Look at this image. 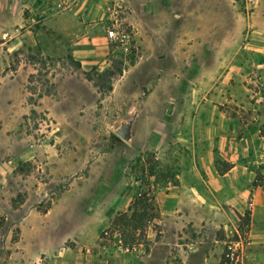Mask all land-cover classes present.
<instances>
[{"label":"rangeland","instance_id":"obj_1","mask_svg":"<svg viewBox=\"0 0 264 264\" xmlns=\"http://www.w3.org/2000/svg\"><path fill=\"white\" fill-rule=\"evenodd\" d=\"M142 1L123 0L116 17L106 24L107 51L98 62H91L87 54L88 63L82 65L69 49L43 51L37 35L41 17L29 20L32 14L23 5L25 0H0L1 264H6L12 250L55 249L103 250L105 262L98 264H234L230 254L240 255L241 246L247 248L249 209L240 215L225 201L220 200L221 208L211 205L213 195L229 192L211 193L203 183L211 179L210 170L222 171L228 162L218 157V149L214 160L207 157L203 127L194 136L195 144L176 137V124L185 120L184 112L177 109L185 105L182 90L206 81L205 69H199L208 63H191L193 69L179 72L177 80L156 72L166 63L147 59L141 73L132 68L143 56L167 54L168 45L175 42L181 55L219 54L233 61L228 66L238 67L240 73L230 85L247 102L242 118L246 123L254 117L260 122L254 143L258 153L251 148L249 157L238 160L247 173L237 180L264 188V0ZM145 3L153 10L172 12V18L149 20L146 31H136L124 19L126 13L144 9ZM218 40L225 44L219 46ZM119 67L122 76L111 79L104 74L108 70L116 74ZM110 84L113 91L108 92ZM170 87H175L172 95ZM29 98L36 104H30ZM145 102L156 105L153 117L158 124L149 128L150 119L144 118L134 139L122 140L116 131L132 120L136 110L142 114L138 109ZM255 104L257 111L251 109ZM154 139L157 146L137 151ZM187 183L197 185L195 197H201L195 201L194 221L184 219L179 226L160 222L164 201L158 195L168 188L166 192L182 194L187 201L188 192L179 191ZM136 198L150 200V207L143 211V204L139 211L145 227L117 230L111 222L102 224L110 204L121 205L114 221ZM178 213L184 215L185 207ZM162 232L169 245L155 246L163 240ZM68 238L77 241L59 246Z\"/></svg>","mask_w":264,"mask_h":264},{"label":"crops","instance_id":"obj_2","mask_svg":"<svg viewBox=\"0 0 264 264\" xmlns=\"http://www.w3.org/2000/svg\"><path fill=\"white\" fill-rule=\"evenodd\" d=\"M148 1L152 0H143L142 2L148 3ZM155 1L158 2L159 0ZM110 2L111 0H25L23 5L32 14L30 21H33L36 16L41 17L42 27L37 31V35L40 38L39 43L44 52H47L45 50L47 47L53 49L51 52H61L64 49H69L74 57L84 65L88 63L87 54L90 56L91 62H98L100 55L107 51L109 39L106 36V24L116 17V10L112 9L113 6ZM146 3L144 9L137 8L130 13H126L124 21H128L136 31H146V24L149 20H163V16L166 15L170 16V19L172 18V12H167L160 7L153 10ZM174 15L176 17L177 13L175 12ZM162 23V21L159 23L160 28H162ZM79 32L80 36H78ZM209 41L211 42L210 39ZM218 42L219 46L225 44V42L219 40ZM147 59L154 63L168 64L157 66L156 72L160 71L171 80H177L179 72H190V69H193L190 66L191 63H208L204 67L202 65L200 67V64H198L200 71L205 69L203 75L202 72L201 75L205 77L206 81L194 88H191L189 84L187 88L182 90L181 102L185 105L181 109H177L184 112L185 120L180 119V122L176 124L178 127L176 137L180 142L186 140L187 143L195 144L194 136L199 133V128L203 127L206 142L209 146L207 157L214 160L216 157L215 151L218 149V157L223 158L232 166L226 171L213 168L215 171L210 170L211 179L209 182L204 181L203 183L211 193L216 192V194L222 195V191L229 192L227 196L217 197L213 195L215 201H211V205L221 208L220 200L225 201V203L234 207L240 215L244 214L245 209H249L251 221L247 232L248 243L247 248L241 252L240 264H264V188L255 187L248 183L243 184L237 180L239 176L247 173V168L242 167L238 160L249 157L251 148L255 153H258L254 143L258 140L260 126L258 118H252V122L249 123H246L247 120H243L242 114L247 109V102L240 98L238 89L230 85L231 80L240 73L236 72L239 68H230L228 66L230 60L219 54H209L200 58L181 55L176 42L168 45L167 54L141 57L132 68V71L138 73L144 71V63L148 62ZM232 62L230 61V63ZM220 80L222 82L218 84ZM174 83L175 85L178 84L175 81ZM174 88L170 87L171 95ZM257 107L258 105L255 104L252 105L251 109L257 111ZM163 109L164 107L161 110ZM138 110L142 114L137 113L136 110L131 117V139H134L136 129L144 118L150 119L149 128L158 124L156 122L157 118L153 117L155 116L153 111H157L156 105L145 102L140 105ZM250 127L251 129H249ZM151 134V132H148V141L151 139ZM157 142L158 140L154 139L152 144L147 143L145 146H140L137 151L144 152L146 148L157 146ZM193 152L195 154V151ZM197 189V185L190 183L180 186V192L187 191L189 194L187 201L182 198V194L172 191L168 193L166 192L168 188L163 189V192L157 198L164 201L163 205L160 206L164 216H162V220L157 217L155 221L159 219L160 222H170L178 226L185 222L184 219L194 221L195 216H197L195 201L201 199V197H197V199L195 197ZM203 201L210 204V200L205 197H203ZM129 205H131L130 201L126 206ZM181 206L185 207L186 213L184 215L178 213ZM120 208L121 205L110 204L105 210L107 216L102 218V224L112 223L114 214H117ZM202 208L206 210V207L203 206ZM204 212V215H211L210 212H206V214ZM103 229L104 226L101 227L99 232ZM162 233L164 234L163 240H160L161 242L156 241L155 246L169 245L166 244L167 235L164 232ZM25 234V229L22 226L21 243H23ZM178 235L179 233L173 234V236ZM71 239L77 241V238H68L61 241L59 246L64 245ZM102 251L72 249L12 250L6 264H98L105 262L100 255Z\"/></svg>","mask_w":264,"mask_h":264},{"label":"trees","instance_id":"obj_3","mask_svg":"<svg viewBox=\"0 0 264 264\" xmlns=\"http://www.w3.org/2000/svg\"><path fill=\"white\" fill-rule=\"evenodd\" d=\"M236 1L238 2L239 0H236ZM68 59L73 61L79 69L81 68V63L75 61L72 56H68ZM134 64H135V59L133 58L132 65H134ZM123 72L124 71L122 69H120V67H119V69L117 70L116 74L114 72L109 71V70L106 71L104 74H106L109 77H111V79H114L116 77V75L122 76ZM31 77H34V76L33 75L30 76V79H31ZM87 79L88 80H92V78L89 77V76H88ZM101 89H102V92H103V88H100V91H101ZM111 91H113V85L112 84H110L109 89H108V92H111ZM33 101H34L33 98H29V103L32 104V105L33 104L35 105L36 102H33ZM224 165L226 166V168L224 169L225 171L230 169V167H231L228 164H224ZM149 201H150L149 199L136 198V200L134 201L133 205L129 207L127 213L119 214L118 217L112 222L113 228H115L117 230L118 229L119 230H122V229L125 230V228L130 229V227H132V225H138L137 227H139L143 223V221L140 220L141 215L139 214V211H140V209H141L143 204H144L143 211H146L145 209L150 207V205H148ZM44 214L45 215L48 214V211L44 212ZM152 218H154V217H152ZM135 221H137L136 224H134ZM0 224H1V222H0ZM141 226L145 227V224H142ZM122 240H123V236H122ZM124 241H125V239H124Z\"/></svg>","mask_w":264,"mask_h":264},{"label":"water","instance_id":"obj_4","mask_svg":"<svg viewBox=\"0 0 264 264\" xmlns=\"http://www.w3.org/2000/svg\"><path fill=\"white\" fill-rule=\"evenodd\" d=\"M132 121H129L116 131V135L124 141H130L132 138Z\"/></svg>","mask_w":264,"mask_h":264},{"label":"built area","instance_id":"obj_5","mask_svg":"<svg viewBox=\"0 0 264 264\" xmlns=\"http://www.w3.org/2000/svg\"><path fill=\"white\" fill-rule=\"evenodd\" d=\"M123 2V0H115V2H114V8L113 9H115L116 10V8L117 7H120V5H121V3ZM110 35H111V37H115L116 38V36H117V34L115 33V32H111L110 33ZM243 247V248H242ZM241 252L242 251H244V246H241ZM236 253L237 252H232L231 254H230V256H229V258H230V260H231V262L232 263H234V264H239L240 263V259H241V254L240 255H236Z\"/></svg>","mask_w":264,"mask_h":264}]
</instances>
